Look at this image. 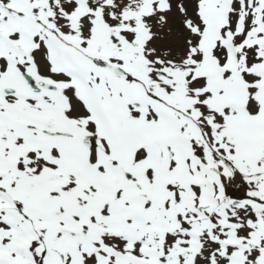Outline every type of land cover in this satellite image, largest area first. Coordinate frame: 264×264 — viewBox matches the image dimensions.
Here are the masks:
<instances>
[{
  "label": "snow or ice",
  "instance_id": "snow-or-ice-1",
  "mask_svg": "<svg viewBox=\"0 0 264 264\" xmlns=\"http://www.w3.org/2000/svg\"><path fill=\"white\" fill-rule=\"evenodd\" d=\"M0 264H264V0H0Z\"/></svg>",
  "mask_w": 264,
  "mask_h": 264
}]
</instances>
